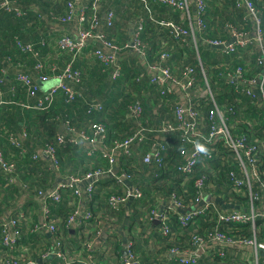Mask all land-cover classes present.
Here are the masks:
<instances>
[{
  "label": "built area",
  "instance_id": "2783aa9c",
  "mask_svg": "<svg viewBox=\"0 0 264 264\" xmlns=\"http://www.w3.org/2000/svg\"><path fill=\"white\" fill-rule=\"evenodd\" d=\"M67 7L69 15L58 20L62 23H76L79 26L77 35L74 39L70 37H62L58 41V47L61 51L66 52L72 56L71 61L64 67L61 73L56 76V83L48 87L44 93L42 100L36 105L38 110H46L53 103L57 93L63 91L69 100L74 99L75 91L68 85V82L79 83L80 75L73 69L74 59L82 53L88 43H94L101 45L99 50L95 51V57L105 66L115 65V69L112 72L111 79L116 80L120 77L121 71L117 64L116 56L122 51H129L136 53L144 59L146 57V46L139 39V33L143 30L144 19L139 18L136 21V27L133 32V38L130 43L123 46L107 41L104 35L100 32L93 33L92 31L97 27L98 20L96 12L98 10V4L100 0H93L92 10L93 16L86 17L85 12L80 8V3L85 0H67ZM144 4L149 1L155 2L159 5L174 8L180 12L181 16L188 21L190 25L195 23L198 31L204 27V14L206 12L207 0H141ZM15 0H2L0 8L6 11H11L12 4ZM235 7L241 9L244 12V21H249L253 24L251 32L239 30L231 23H226L224 26L225 31L229 35V40H210L206 39L205 43L216 47L225 49L226 53H234L237 48L253 45L258 52L257 63L262 68V72L258 77L244 78L241 68H237L233 73H226V78L231 81H237L241 85V90L252 98L255 97V91L258 92L260 98L264 101V42L261 31V12L255 8L252 0H235ZM191 10H194L195 14L192 15ZM20 12H16L17 16H20ZM114 14L109 12L106 14L104 21L107 25H110L113 21ZM90 23L89 30L84 29L82 24ZM161 25L170 29L173 34V38L184 42L194 36L193 30L189 32L181 28L172 22H161ZM23 52H33L31 46H24L20 48ZM36 56V54H34ZM168 58V54L163 53L160 57L161 60ZM42 68L40 63L34 67L35 71ZM149 78L148 84L150 86L157 87L161 90L162 94L171 95L178 94L179 100L176 103L175 116L176 124L174 125L170 121L163 122L160 129L152 131L150 129L140 128L131 137L125 140H113L108 141L107 129L100 123H93L90 126L91 132L86 133L84 131H77L68 123L64 125V133L57 134L53 139L56 144L64 145L71 143L72 145L86 148L88 155H91L93 151L99 152V154L108 163V170L96 169L85 173L81 178H71L68 183L60 182L47 189L46 191H38L37 197L43 201V220L37 223L29 225V231L32 233H50L54 237V243L49 245L46 243H36L38 248L39 257L41 263L31 257L29 248L23 243H19V228L20 222L25 219V214L21 211L17 213L15 217H6L0 220V233L2 235V243H0V264H48L46 259L50 256H54L57 259L55 264H108L105 262V253L96 259L98 253V247L102 243H83L82 250L88 251V257L85 261H81L76 255L70 253V249L67 243H62L58 233V227L64 225L66 230L76 229L80 226L90 225L94 219L91 213H84L81 210H74L61 224L59 218L54 220L50 218V205L48 202L59 203L62 199L63 191L67 188L75 187L73 195L80 196L82 192L77 189V186L82 181H87V186L84 189V193L90 198L93 194L96 184L106 175L112 173L111 169L115 166H119V156L121 152L124 153L129 159L133 158L131 153V147L134 143H139L146 138L147 134L153 132H161L164 134L175 133L180 137L182 143L187 144L188 150L182 153L185 156V162L179 167V170L189 177L195 166L206 163L215 157L219 149H216L217 144H221L228 151L235 154L236 159L244 174H247L246 179H241L236 173L231 171L229 174L233 182V189L236 194L242 195L246 191L249 192L251 211L245 213L242 211H229L218 213L213 220V225L210 229L203 232L198 229H193L190 233L191 248L180 249L173 247L169 253L175 257V264H197L204 253H214L217 248L221 249L227 246L237 249L250 248L253 259L256 264H264V235L261 240L256 237L257 227L255 226V220L258 218L257 212L252 208V202L258 200L257 197L251 193V185L253 182H258V173L262 168L264 175V163H259V160L255 157L262 147L261 145L251 143L246 137L234 138L229 123L226 121L222 110L216 103V96L213 94L208 86L199 88L197 80L195 78V72L191 68H185L183 71L182 79H178L174 75L173 70L166 65L160 63L149 64ZM3 70H1V74ZM18 82L24 84L30 90V95L33 96L37 90L36 86L31 85V79L23 74L18 75ZM38 81L42 84H46L50 81V76L41 74L37 77ZM254 86H257L254 88ZM196 91L195 95H191ZM3 101L0 97V106ZM210 106V108H208ZM102 111V106L99 104H93L90 107L89 112L99 113ZM127 116L130 119L139 121L143 116V107L138 101L129 107ZM264 123V117H263ZM2 131L0 129V137H2ZM11 143L17 144L18 139L10 134L7 135ZM21 137H25L22 133ZM197 144L203 145L208 151L207 153H201L198 151ZM164 150V146L158 143L152 144V149L144 156V162L146 165L162 167L161 152ZM42 155L48 158L51 164H56L55 148L52 145H48L40 152ZM121 177L129 178V175L122 171ZM0 175L5 176L4 181L6 184L19 183L24 189L26 185L20 183L15 176V165L6 161L0 151ZM119 179L118 176H115ZM206 174H201L195 179L194 188L196 189L197 203L189 207L181 204L174 197L171 198L169 204L164 210L148 209L142 217L143 221H158L161 235L167 238L171 243L175 240L177 234H182L191 225H195L197 220L205 218L210 210V203L205 202L209 197L208 189L211 184H206ZM187 181V180H186ZM259 185L264 192V181H259ZM128 197L140 199L142 193L138 189H134L132 193H128L124 197L110 196L109 204L111 209L117 211L119 206L123 204ZM49 200V201H48ZM201 203V205H199ZM172 216H176L181 232L177 233V230L171 228ZM99 219L94 220V240L100 238L99 228L97 226ZM111 226H116L114 217H110ZM250 223L253 231L252 238L232 237L228 235L232 226ZM211 230V231H210ZM56 236V239H55ZM125 247L126 254L123 256L120 264H142L138 256L133 252L131 242H127ZM261 253V255H260ZM220 257L223 254L219 253ZM215 259V255L211 256ZM225 261V258L222 259Z\"/></svg>",
  "mask_w": 264,
  "mask_h": 264
},
{
  "label": "trees",
  "instance_id": "16d2710c",
  "mask_svg": "<svg viewBox=\"0 0 264 264\" xmlns=\"http://www.w3.org/2000/svg\"><path fill=\"white\" fill-rule=\"evenodd\" d=\"M64 2V9L61 6L48 4L45 1L43 2L42 6L46 7V9L43 8V13L39 11V8L36 6L33 7H27L24 6L20 0H15V3L12 4V10L6 11L4 9L0 8V93L3 96L2 92H5L8 90L9 93V100L13 102H18L19 104H27L29 103V106H32V104L35 102L34 99H36L41 93V90H36L33 96H30V90L28 87H26L24 84L18 82V75L23 74L26 76L33 75V70L36 64L40 63L42 65V70L46 72V70H49V68H52L54 65H56L60 70H58V73H61L64 67L71 61L72 56L70 54H67L64 51H61L58 47V41L62 37H70L71 39H74L75 37H72L70 35L64 34L60 29L65 25L66 23H61L58 19L64 18L69 15V10L67 7V0H63ZM140 1V12L144 13V25L143 30L139 33V39L145 44L146 46V60L147 63L155 64L160 63L161 65H166L170 67L171 70L176 67H187L191 69H198L199 62L196 58V54L193 48L190 47V40L189 38L186 39L184 42H180L173 38V34L171 33L170 29L165 28L161 25V22H166V20H170V22L175 23L176 25L180 26L181 28L188 30L187 21L181 16L180 12L175 10L174 8L171 9L170 7L161 6L157 4H152L151 1H149V8L152 12L151 16L146 15L145 9L143 8V2ZM218 2L224 3V5H230L231 8H228L226 10L227 15L224 19V23L222 24V27L220 28L219 32L217 28H215L213 25H209L206 21V14H204V27L202 30L199 31L200 35L203 36V38H208L210 40H229V35L227 32L223 31V27L225 23H231L237 29L239 30H250L253 27V24L250 22H245L243 20L244 12L235 7V0H217ZM264 0H261V2ZM2 0H0L1 4ZM92 2L93 0H85L80 3V8H82L85 12L86 17L93 16V10H92ZM254 2L255 6L257 8H262L261 3L259 0H252ZM144 4L145 6L148 5ZM226 3V4H225ZM30 4V2H28ZM104 6V0H100L98 4V10L96 12L98 25L97 27L92 31L93 33L100 32L104 35L105 39L108 41H112L116 44V42L111 38V32L114 29L115 24V17H113V21L110 25H107V23L104 21L106 14L109 12H114L109 9H104V17L101 15L100 7ZM226 5V6H227ZM60 7V8H59ZM234 7V8H233ZM106 8V7H105ZM20 12V16L16 15V12ZM46 11V14L44 13ZM147 12V11H146ZM45 14V17H44ZM73 23V22H72ZM71 24V23H70ZM76 25V23H73ZM262 29L264 32V17L262 19ZM56 25L57 27H55ZM82 27L84 29L89 30L90 23L82 24ZM133 38V31H131L130 35V41ZM124 42L122 44H118L120 46H123L130 41ZM263 42H264V35H263ZM31 46L33 49V52H23L20 48L24 46ZM178 46V48H177ZM198 54L199 60L201 64L204 67L205 73L207 74V77L209 78L208 86L211 88L213 93L216 96V103L220 107L222 105L230 106L233 108H237V104L240 106L246 105L248 106V98L245 96V94L242 91H239L235 89L232 86V83L229 78H226V73H233L236 68H241L243 72L244 78H252L256 77L257 74L260 72V68H256V70H251L253 68V63L257 59V54H249L247 53L245 49H237L234 53H223L221 51H211L208 48V44L199 43L198 44ZM93 48L91 50L90 48ZM101 48V45L94 44V43H88L85 47V49L82 51L81 54H79L73 61V69L77 71L80 75V82L79 85L76 86L74 89L71 85V82H68V85L71 86L75 93L74 99L69 100L67 98V95L63 91L62 93L56 95L58 96V99L56 100L52 106H50L46 110H33L32 108H29L30 110H27L23 108L21 105H9L8 108L10 112L8 115H4L3 117L0 115V129L2 131V135L6 136L3 137L2 143L0 145V151L3 154V157L6 161H8L3 153V150L5 151V148L11 149V150H17L18 154L21 153V156L28 157V160H30L33 163L38 162V155L35 156L34 153L30 155L29 149L27 148V143L30 141L31 136L34 134H41L43 131L45 141L43 143V148H45L48 145H52L55 148V158H56V164H60L62 166H67L68 159L65 158V155H87V151L83 149V147L72 145L71 143H66L64 145L56 144L55 140L53 139L57 134L64 133V131L59 133V125H65L69 124L77 131H85L90 134L91 129L90 126L93 123H100L102 125H105L103 119L107 118L110 120L117 119L119 116L116 111L113 109H109V106L111 105V102L120 100L122 103L120 106L118 105V108L121 111H124L126 109V105L131 103L132 101H139L141 105L143 106V121L142 119L139 121L133 122L134 129L131 133H129L128 136L122 137V139L119 138H113L109 135L110 139L115 140H125L129 137H131L134 133H136L140 128L147 127V123L151 122V120H155L157 122V119L152 116L151 113V107L155 104L158 111L164 115L167 113L166 106L174 104L173 99L170 97H167L166 94H162L161 90L157 87L150 86L148 84V77L146 70L143 66L139 64H135L132 66L130 64L129 66H123L121 65L120 61L118 62L120 58V54L122 52H128L129 51H122L117 56V64L120 65L122 70L121 77L117 78L116 80L111 79L112 72L115 69V65H103L100 61H98L94 53L96 50H99ZM87 49V52L85 53ZM52 51V52H50ZM60 51V52H59ZM48 52V55H44L43 53ZM54 52V56H49ZM163 53L168 54V58L165 60H161L160 57ZM36 54V56H34ZM134 54V53H131ZM129 54V55H131ZM91 58H94L95 65L91 64V67H97L98 75H101L100 77V84L103 85V87L106 89L105 98H102V93L104 88L100 90V92L94 93L90 100L87 101L86 105L83 106V108H79L80 104L78 103L79 99L84 95H82V91L79 89L82 84H84V75L85 71L87 73V68L85 67L86 64H88V61ZM135 55V54H134ZM59 56H63L64 60L56 64V59L59 58ZM184 56V62H181L182 58ZM86 57V64L83 61ZM134 58L138 60V56L135 55ZM25 60H28L27 63ZM15 63L13 65V63ZM101 70L104 71V73L100 72ZM14 69L15 75L14 79L11 80L7 73V68ZM179 69V68H178ZM1 70H3V73L1 74ZM85 70V71H84ZM195 71V70H194ZM174 72V71H173ZM47 75V74H44ZM175 75V72H174ZM87 76V75H86ZM195 78L198 83V87L202 88L204 87L201 79L197 76V73H195ZM88 82V79L85 83ZM78 87V88H77ZM137 87V88H136ZM6 88V90L4 89ZM144 92V93H143ZM40 93V94H38ZM45 93V91H44ZM143 93V94H142ZM196 91L192 93L191 95H195ZM44 96V94H43ZM151 102L153 105H151ZM93 104H99L102 106V111L99 113L89 112L91 105ZM28 105V104H27ZM129 106V105H128ZM111 107V106H110ZM117 108V109H118ZM210 108V106L208 107ZM112 114V115H111ZM115 114V115H114ZM110 115V117H109ZM117 115V116H116ZM262 116V112L260 110H254L253 116ZM112 117V118H111ZM169 120H162L161 123L167 122ZM85 122L87 124L88 130H86V125L81 126ZM80 123V124H79ZM132 124V123H131ZM148 128V127H147ZM158 128V127H155ZM158 130V129H155ZM252 134L254 136L255 133L252 131ZM250 131H238L235 135L243 134L245 137H247L249 140L250 138ZM24 133L25 137H21V134ZM10 134L18 139L17 144L11 143L7 137V135ZM177 137V140H176ZM257 137V136H256ZM160 139H165L166 147L162 143L161 145L164 146V150L161 152V159H162V167H158L154 165L153 167H158L159 171L158 174L151 179L152 186L155 190L158 191V193H162L166 198L168 199V202L171 200L172 197L177 199L181 204L184 206H191L193 204L197 203V195H196V189L194 188V182L195 179L200 176L201 174H204V172L201 171V164L200 162L195 166L193 173L186 177L180 170L179 167L185 162V156L182 153L184 150L187 151L188 147L187 144L182 143L179 136H174V139L176 142L171 144L172 138L169 136H159ZM136 143H134L132 146H135ZM36 152V151H33ZM82 152V153H81ZM97 152V151H96ZM84 153V154H83ZM84 155V156H85ZM228 155H230L228 152L223 151V154L220 155L218 158H212L209 160L208 165L212 169V166L214 164H219L221 166V169L224 171H221V179H225L224 173H230L233 171L237 174L238 166L231 160L228 159ZM259 153L255 155V157L258 158ZM121 158L126 159L125 164L132 165V160L129 159L124 154H120L119 161ZM49 161V160H48ZM10 163H13L16 168V164L12 161H8ZM50 162V161H49ZM51 163V162H50ZM222 163H225V166L223 167ZM126 164V165H127ZM231 164V167L228 165ZM125 165V166H126ZM124 166V169L126 167ZM149 166V165H146ZM217 166L216 168L220 167ZM121 167V166H120ZM122 169V168H121ZM96 170V169H95ZM207 171V170H206ZM205 171V172H206ZM88 172V171H87ZM125 172H129L134 177V172L132 170H128ZM208 172V171H207ZM54 174V172H52ZM86 173V172H85ZM16 176V173H15ZM5 176L0 175V180L3 181L4 185H7L8 188H14L18 194H15V197H20L24 193V190H27L29 187L32 190H35L34 193L38 192V188H33L29 186L27 183H25L26 189H24L19 183L15 184H6L4 181ZM205 183L213 184L217 183L218 174L215 177H210L209 173L206 174ZM18 180V179H17ZM187 180V181H186ZM20 182V181H19ZM24 184V182H20ZM215 183V184H216ZM220 185V184H219ZM49 186V185H48ZM46 187V189L48 188ZM252 192L259 200L260 197V189L257 186H252ZM160 193V194H161ZM258 194V195H257ZM237 196V195H236ZM239 196V195H238ZM235 197L237 203H241L243 209H248V204H250V200L248 197V194H245V196L242 197ZM49 201V200H48ZM49 205L52 208V210H56L57 206H59L61 203H54L49 201ZM10 204V202H9ZM8 204V205H9ZM169 204V203H168ZM253 207H257L258 203L256 200L252 202ZM148 209H157L153 207H149ZM71 214V213H70ZM69 214V215H70ZM68 214H63L62 219H60L61 224L64 223V221L69 216ZM202 218H200L197 222H202ZM171 228L173 230H177L176 232H181L179 221L176 216H172L171 220ZM255 226L257 227L256 230V237H262L264 233V219H258L255 220ZM212 227L209 226L208 229ZM259 229L258 231V228ZM160 228V227H159ZM206 229V230H208ZM58 233L59 237L62 243H66V237L64 231L66 230L64 225H60L58 227ZM200 232L204 230H198ZM211 231V230H210ZM184 232V231H183ZM180 236L175 237V240L172 242V244L168 242V239L165 238V240L169 244V249L176 247L180 249H187L191 248L190 243V234H189V241L187 242L188 237L182 236V234H179ZM228 235L232 237H243V238H252L253 237V231L251 229L250 223L247 224H240L236 225L235 227L232 226L230 231L228 232ZM0 238L2 240V235L0 233ZM2 242V241H1ZM132 243V239L130 240ZM68 246V245H67ZM133 252L137 254V252L134 249V246H132ZM223 254V257L219 256V253ZM215 255V261L217 259H220L222 261L223 258H225V253L223 251V248L219 249L217 248L214 252ZM202 259V257H201ZM201 259L198 261L197 264H204ZM122 260V257L119 259V261L116 264H120ZM163 264H171L169 262H165ZM175 264V262H174ZM207 264V263H205Z\"/></svg>",
  "mask_w": 264,
  "mask_h": 264
},
{
  "label": "crops",
  "instance_id": "0c3cea01",
  "mask_svg": "<svg viewBox=\"0 0 264 264\" xmlns=\"http://www.w3.org/2000/svg\"><path fill=\"white\" fill-rule=\"evenodd\" d=\"M21 3L24 6L31 7H37L39 8L40 13H43V8L46 9V7L42 6L43 2L45 1L48 4L52 5H59L64 9V1L63 0H20ZM30 2V4H28ZM259 2L262 5V8L264 10V1ZM152 4H157L155 2H152ZM226 4V3H225ZM159 5V4H157ZM227 5V4H226ZM224 5L222 2H218L217 0H207L206 1V21L208 24L213 25L215 28H217L218 32L220 28L222 27V24L226 21H224L225 17L229 14H227L226 10L228 8H231L230 5ZM253 5L255 6L254 2ZM162 6V5H161ZM106 7V8H105ZM60 8V7H59ZM143 8L147 11H145L146 15L151 16L152 12L149 8V3L147 6L143 4ZM234 8V7H233ZM256 9L260 11L259 8L255 6ZM104 9L109 10L111 9L114 12L115 17V24L114 29L111 32V38L117 43L122 44L124 42H127L130 39L131 31L134 32L136 27V21L139 18L144 19L143 12H140V1L139 0H104V6L100 7L101 15L104 17ZM173 9V8H171ZM46 14V11L44 12ZM192 15L195 14L194 10H191ZM264 13V11H263ZM44 14V17H45ZM187 21V20H186ZM166 22H170V20H166ZM249 22V21H245ZM188 26V31L191 32L193 30L195 39L192 37L190 39V47L194 49L196 58L199 62L198 69H194L195 73H197V76L201 79L203 85L208 84L209 78L207 77V74L205 73L204 67L200 62V58L198 54V44L205 43V40L208 38H203V36L200 35L199 31L196 28L195 23L193 25H190L188 21L186 22ZM228 23V22H227ZM226 24V23H225ZM224 24V26H225ZM57 27L56 25H54ZM262 28V27H261ZM79 29V26L74 25L73 23H66L63 25V27L60 29L64 34L70 35L72 37H75L77 35V31ZM263 30V29H262ZM223 31L225 32V29L223 27ZM246 32H251L250 30L244 29ZM264 34V32H263ZM230 39V37H229ZM130 41V40H129ZM130 43V42H129ZM128 44V43H127ZM207 45V44H206ZM208 48L211 51H221L223 53L225 52V49L222 47L216 48L213 46L208 45ZM93 50V48H90ZM245 52V49L247 53L254 52L253 54H257L258 52L255 46H245L242 48ZM60 52V51H59ZM87 52V49L85 53ZM54 53V52H53ZM52 53V54H53ZM133 52H122L119 56L122 67L123 66H129L132 64L129 60L127 61L126 58H130L131 54ZM44 55H48V52L43 53ZM137 55L136 53H134ZM131 54V55H134ZM134 55V56H135ZM35 56V55H34ZM95 56V54H94ZM133 56V57H134ZM138 56V62L141 66H143L146 70L147 77L149 76V68L147 63L146 57L142 59ZM96 58V57H95ZM97 59V58H96ZM86 57L84 58V62L86 64ZM98 60V59H97ZM99 61V60H98ZM59 62V61H58ZM181 62H184V56L181 60ZM119 65V64H118ZM253 68L251 70H256L258 67L260 68L259 74H257L256 77H258L261 72L262 68L258 65L257 59L253 63ZM258 66V67H257ZM87 68V77L88 82L86 85L82 84L79 88L82 91V95L84 92V95L78 100L80 106L79 108H83V106L86 105L87 101L91 99L94 93L100 92V90L103 87V85L100 84V77L101 75H98L97 67H91V64L88 63L85 66ZM120 67V65H119ZM256 67V68H255ZM100 72L104 73L103 70ZM179 68V69H178ZM186 67H176L173 68V71L175 72V75L178 79H182L183 77V71ZM237 69V68H236ZM58 70H60L56 65H54L52 68H49V70L43 71L42 68L38 71L33 70V75L29 76L31 79V85L36 86L38 90H41L43 93L40 94L35 100V102L32 104V106H29V103L27 104H19L18 102H13L9 100V91L2 92L3 96L0 93V97L3 101V104L0 106V115L3 117L4 115H8L10 110L6 107L9 105H21L23 108L30 110L29 108H32L33 110L36 109V105L42 100L44 91L52 85L56 83V76L59 74ZM7 75L8 77L13 80L15 75V70L7 68ZM120 77L122 75V70L120 67ZM41 74H47L50 76V81L46 84H42L38 81L37 77ZM149 78V77H148ZM232 83V86L239 90H241V85L237 81H229ZM72 87L75 89L76 86L79 85V83H73L71 82ZM257 86H254L256 88ZM78 88V87H77ZM137 88V87H136ZM210 88V87H209ZM60 92V93H59ZM58 93L61 94L62 92L59 91ZM212 92V91H211ZM243 92V91H242ZM57 93V94H58ZM106 89L104 88L102 94V98H105ZM144 93V92H143ZM142 93V94H143ZM213 93V92H212ZM245 96L248 98V106L243 105L240 106L237 104V108H233L230 106L222 105L219 108L222 110V113L224 117L226 118V121L229 123L231 133L234 138L237 137H245V135H235L238 131H254V136L251 132L249 140L247 137V140L251 143H255L258 145H261L264 147V123H263V117H264V101L260 98L258 95V92L255 91V97L252 98L251 96H248L245 92H243ZM11 94V93H10ZM58 94V96H59ZM214 94V93H213ZM31 96V95H30ZM58 96L55 97L56 100L58 99ZM167 97H170L171 99L175 100L174 104L166 106L167 113L162 115L156 105L151 102V113L152 116L157 119V122L152 123L148 122L147 124H152V128H146L150 129L152 131H155V129H160V127L163 125L162 120H169L174 125L176 124V116H175V107L176 103L179 100L178 94L174 93L171 95H167ZM54 99L51 106L56 101ZM136 101H132L131 103L126 105V109L124 111L120 112V109L118 108V105L122 103L120 100H116L111 102V107L109 106V109H113L117 112L118 118L114 120H110L107 118H104L103 121L106 125L107 129V137L108 141L111 142L115 139H110L109 135L113 138H119L122 139V137H126L129 135V133L132 132L134 129V123L135 120L130 119L127 116V111L129 110V107L133 104H135ZM142 103V102H141ZM129 105V106H128ZM10 107V106H9ZM143 107V106H142ZM118 108V109H117ZM144 110V108H143ZM254 110H260L262 112V116H253ZM112 115V114H111ZM115 115V114H114ZM117 116V115H116ZM110 117V115H109ZM112 118V117H111ZM143 121V116H142ZM140 119V120H141ZM132 123V124H131ZM80 124V123H79ZM81 126L87 124L83 122L80 124ZM158 127V128H155ZM133 128V129H132ZM143 128V127H142ZM42 133L37 135L34 134L31 136L30 141L27 143V148L29 149L30 155L32 153L38 155V162L33 163L30 160H28V157L21 156V153L18 154L17 150H11L5 148V151L3 150L4 156L8 161H12L16 164L17 171L15 169L16 178L20 182L27 183L29 186L33 188H38V191H46L47 189L51 188L57 183L64 182L68 183V181L71 178H77V177H83L85 175V172L87 173L90 171H93L95 169L100 170H108L109 166L106 160L100 156H87L79 154V155H65V158L68 159L67 166H60L59 162L58 164H51L48 161V158L42 155L40 152L43 149V143L45 141L44 133L42 130H40ZM64 131V125H59V133ZM85 132V131H84ZM88 133V132H86ZM178 136L175 133L172 134H164L161 132H153L146 135V138L143 139V141L136 143L135 146L131 147V153H132V160L137 163H132V165L125 164L126 159L121 158L120 161H118L119 166H115L111 169L112 173L106 174L95 186V189L93 191L92 196L89 198L86 193H84V189L87 186V181H82L78 184L77 189H79L82 192V195L75 196L73 195V191L75 187L67 188L63 191L62 199L60 201V205L57 206L56 210H52L50 208V218H60L62 219L63 214H70L74 210H81L84 213L88 212L91 213L94 217L90 225L80 226L76 229H70L65 230V237H66V243L70 249V253L73 255H76L81 261H85L88 257V251L82 250V244L83 243H102L98 247V253L96 255V259H98L101 254L105 253V262L108 264H116L119 259L122 257L123 254H126L125 247H127V242H130L132 239L131 245L134 246L135 251L137 252V256L142 264H163L165 262H169L171 264H174L175 257L169 253V244L171 241L168 240V242L165 240V237L161 235V231L159 228V224L157 221H150L146 222L142 220L143 215L148 210L149 207L157 208L158 210H164L166 206L168 205V199L166 196H164L161 192L158 193L157 190H155L152 186L151 179L155 177L158 174V167L153 166H146L144 162V156L148 151L152 149V144L155 142L158 144H164L166 147V143L164 142L165 139H160L159 136H169L172 138L171 144L176 142L174 139V136ZM3 137H0V145L2 143ZM216 149L226 151L232 156V161L238 166L237 170V176L241 179H246L247 174H244L238 160L236 159L235 154L228 151L226 148H224L220 143L217 144ZM1 149V148H0ZM87 150L86 148H83ZM165 149V148H164ZM36 151V152H33ZM82 153V152H81ZM259 153V163H264V148H261L258 150ZM88 154V151H87ZM124 154L121 152V155ZM57 163V162H56ZM103 166H99V165ZM126 165V166H125ZM121 166V167H120ZM124 166L126 169H124ZM217 166H220L219 164H214L212 166V169L209 167L208 163L201 164V171L205 174L209 173L210 177H215L218 174L217 183L211 184L210 188L208 189V195L209 197L206 199L205 202L210 203V210L209 213L205 218H202V222H196L195 225H191L187 230H185L182 233V236L186 235L187 242L189 241V234L192 232L193 229L198 230H206L209 228V226L213 225V220H215V216L218 213L221 212H229L233 210L242 211L245 213H249L251 211V205L248 204V209H243L241 203H237L236 198L245 196V194H248L249 192L246 191L242 195L236 194V191L233 189V182L231 180V176L229 172L225 175V179H221V171H224L221 169V166L216 168ZM223 167L225 166V163H222ZM231 167V164L228 165ZM122 168V169H121ZM227 168V167H226ZM132 170L134 172V177L129 173L126 172L129 175V178H123L121 177L120 173L122 171H128ZM208 172H207V171ZM206 171V172H205ZM216 171V172H214ZM54 172V174L52 173ZM115 176H118L119 179H117ZM258 182H253L251 185V193L252 192V186H257L260 189V197L259 200H256L258 203L257 207H253L255 212H257L258 219H264V192L262 191L259 181H264V175L262 173V168H260L258 173ZM220 184V185H219ZM26 185V184H25ZM49 185V186H48ZM27 186V185H26ZM48 188L46 189V187ZM134 189H138L142 193V197L140 199H135L133 197H128L126 201L121 204L117 211H114L111 209L109 204V198L110 196H120L124 197L128 193H132ZM35 190L30 189L29 187L27 190H24L23 195L18 197H15V194H18L17 191L14 188H8L7 185H4L3 181L0 180V220L6 217H15L17 213L23 212L25 214V219L20 222V228H19V236L18 241L19 243H23L29 248V252L31 253V257L35 260H37L39 263H41V259L39 257L38 248L36 247V243H54V237L50 233H32L29 231V225L32 223H37L43 220L44 212H43V201L39 199L37 196V193H34ZM237 195V196H236ZM250 200V197H249ZM10 202V204H9ZM9 204V205H8ZM50 203L48 202V205ZM201 205V203L199 204ZM110 217H114L116 226H111ZM99 219L97 226L99 228L100 232V238L96 241L94 240V235L96 234L94 231V227L92 224H94V220ZM199 220V219H198ZM197 220V221H198ZM261 229L260 227L258 228ZM203 232V231H202ZM257 234V233H256ZM264 235V233H263ZM259 237V240L263 238ZM180 236L179 234L176 235ZM56 239V236H55ZM0 238V243L1 242ZM172 244V243H171ZM223 251L225 253V261H221L220 259H213L211 256L214 255V253H204L202 256L201 261L207 264H250L252 263L253 256L250 248H243V249H237L234 247H224ZM261 255V253H260ZM48 264H55L57 263V259L54 256H50L46 259Z\"/></svg>",
  "mask_w": 264,
  "mask_h": 264
},
{
  "label": "rangeland",
  "instance_id": "374dc122",
  "mask_svg": "<svg viewBox=\"0 0 264 264\" xmlns=\"http://www.w3.org/2000/svg\"><path fill=\"white\" fill-rule=\"evenodd\" d=\"M260 9V8H259ZM263 9H260V12H261V27L263 26V24H262V19H263V17H264V13H263ZM63 23V22H62ZM261 31H262V35H264L263 34V30H262V28H261ZM177 48H178V46H177ZM50 52H52V51H50ZM254 52H249V54H253ZM49 56H54V53L53 54H50ZM88 56V58L90 59V61H88V63H90V64H92V65H95L96 63H95V60H94V58H91V57H89V55H87ZM131 57L130 58H126L127 59V61L129 60L131 63H132V66L134 65V63L135 64H139V62H138V60L136 59V58H134L133 56L134 55H130ZM56 59V64L58 65L59 63H61L63 60H64V57L63 56H59V58H55ZM27 63L29 62L28 60H25ZM59 61V62H58ZM13 63V62H12ZM15 63H13V65H14ZM140 65V64H139ZM59 66V65H58ZM85 71V70H84ZM87 75V73H86V71H85V75H84V77H85V79H84V83L86 82V80L88 79V77L86 76ZM87 83H85L84 85H86ZM210 90H211V88H210ZM212 91V90H211ZM213 92V91H212ZM151 122L152 123H155V120L153 119V120H151ZM152 124H147V127L148 128H152L153 126H151ZM146 127V128H147ZM223 154V151L222 150H220L219 152H217L216 153V155H215V157L214 158H218L220 155H222ZM95 155H97V156H100V157H102L100 154H99V152H96V151H93V153L91 154V156H95ZM228 159H232V156L231 155H228ZM130 160H132V158L130 159ZM233 160V159H232ZM132 163H135L136 165H137V163L136 162H134L133 160H132ZM99 166H103V165H99ZM214 172H216V171H214ZM217 173V172H216ZM250 264H256L255 263V260L253 259L252 260V263H250Z\"/></svg>",
  "mask_w": 264,
  "mask_h": 264
},
{
  "label": "clouds",
  "instance_id": "9594fccd",
  "mask_svg": "<svg viewBox=\"0 0 264 264\" xmlns=\"http://www.w3.org/2000/svg\"><path fill=\"white\" fill-rule=\"evenodd\" d=\"M197 148H198V151L201 152V153H207V149L203 146V145H200V144H197Z\"/></svg>",
  "mask_w": 264,
  "mask_h": 264
},
{
  "label": "water",
  "instance_id": "95a60500",
  "mask_svg": "<svg viewBox=\"0 0 264 264\" xmlns=\"http://www.w3.org/2000/svg\"><path fill=\"white\" fill-rule=\"evenodd\" d=\"M158 222V221H157ZM159 224V223H158ZM123 255H125V253L123 254ZM40 262V261H39Z\"/></svg>",
  "mask_w": 264,
  "mask_h": 264
}]
</instances>
